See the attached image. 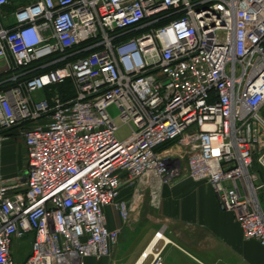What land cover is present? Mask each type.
Here are the masks:
<instances>
[{
  "label": "built area",
  "instance_id": "2783aa9c",
  "mask_svg": "<svg viewBox=\"0 0 264 264\" xmlns=\"http://www.w3.org/2000/svg\"><path fill=\"white\" fill-rule=\"evenodd\" d=\"M1 86L0 146L16 133L27 167L0 164V264L29 237L24 264L108 257L105 208L126 222L121 189L154 175L208 184L264 246V0H0Z\"/></svg>",
  "mask_w": 264,
  "mask_h": 264
},
{
  "label": "crops",
  "instance_id": "0c3cea01",
  "mask_svg": "<svg viewBox=\"0 0 264 264\" xmlns=\"http://www.w3.org/2000/svg\"><path fill=\"white\" fill-rule=\"evenodd\" d=\"M14 134L3 143V149L14 152ZM0 164L5 178L21 174ZM155 179L145 177L121 189L119 200L126 201L130 209L126 222L115 207L105 208L108 228L120 229L118 241L108 257H89L85 264H154L157 253L162 264H264V246L244 239L234 215L220 210L208 184L182 176L173 184L161 186ZM158 232L165 239L156 242ZM31 239L15 245H31ZM26 259L17 264H24Z\"/></svg>",
  "mask_w": 264,
  "mask_h": 264
},
{
  "label": "rangeland",
  "instance_id": "374dc122",
  "mask_svg": "<svg viewBox=\"0 0 264 264\" xmlns=\"http://www.w3.org/2000/svg\"><path fill=\"white\" fill-rule=\"evenodd\" d=\"M109 113L116 120V124L118 126V131L116 133V136L120 141H123L128 136H130V134H131L130 127L121 122V120L119 118V111H118L116 106H111L109 108ZM262 115L264 116V107L262 109ZM14 135L17 136L16 133ZM3 143L0 146V162L3 164V166L6 168L7 171H14V172L20 171V173L21 174L23 173V174L22 175L18 174V175L22 176V178H24L25 177L24 174L26 172V167H27V159H26L27 157H26V151H25L23 139L21 137L17 136V139H15V148L16 149L14 150V152H12L10 150V148H7V147H6V149H3V147H4V146H2ZM174 149H176V148H174ZM184 165L185 164H182V166H184ZM154 177L156 178L155 180L161 186L173 184L176 182V177L173 179V181L171 183H166V184L163 182V180L159 176L154 175ZM260 198H261V201H262L263 207H264V189L260 193ZM30 246H31L30 242H18V244L15 245V247H14V249H15L14 258H15L17 263H20V261H23L24 259H26V256L28 257Z\"/></svg>",
  "mask_w": 264,
  "mask_h": 264
},
{
  "label": "trees",
  "instance_id": "16d2710c",
  "mask_svg": "<svg viewBox=\"0 0 264 264\" xmlns=\"http://www.w3.org/2000/svg\"><path fill=\"white\" fill-rule=\"evenodd\" d=\"M167 21L168 20H165L164 22H167ZM38 66H39V64H37V63L33 64L30 67V69L36 68ZM40 72L41 71H36L35 73L31 74L29 77H31V76H33L35 74H38ZM1 88H2V86L0 87V89ZM57 88H58L59 93L63 96V98L68 99V98L73 97V87H72V85H71V83L69 81L65 82L62 85H59ZM172 144H173V142H169V143L163 145L160 149L166 148V147H168V146H170Z\"/></svg>",
  "mask_w": 264,
  "mask_h": 264
},
{
  "label": "bare ground",
  "instance_id": "6f19581e",
  "mask_svg": "<svg viewBox=\"0 0 264 264\" xmlns=\"http://www.w3.org/2000/svg\"><path fill=\"white\" fill-rule=\"evenodd\" d=\"M158 240H157V238H156V242H157ZM152 249V248H151ZM146 254H148V253H146Z\"/></svg>",
  "mask_w": 264,
  "mask_h": 264
}]
</instances>
